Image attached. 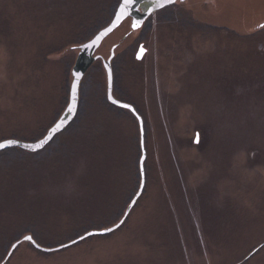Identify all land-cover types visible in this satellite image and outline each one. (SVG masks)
Segmentation results:
<instances>
[{
    "label": "rangeland",
    "instance_id": "obj_1",
    "mask_svg": "<svg viewBox=\"0 0 264 264\" xmlns=\"http://www.w3.org/2000/svg\"><path fill=\"white\" fill-rule=\"evenodd\" d=\"M119 1L0 0V141L57 122L80 45ZM186 7L141 32L128 18L95 54L119 45L116 95L146 128V186L124 225L51 252L24 241L7 259L31 233L56 248L114 226L139 190V123L106 103L99 59L74 125L38 154L0 158V264H264V0Z\"/></svg>",
    "mask_w": 264,
    "mask_h": 264
},
{
    "label": "water",
    "instance_id": "obj_2",
    "mask_svg": "<svg viewBox=\"0 0 264 264\" xmlns=\"http://www.w3.org/2000/svg\"><path fill=\"white\" fill-rule=\"evenodd\" d=\"M177 1H180V0H176V2ZM121 3H123V0L120 1L111 22L107 26H105L104 28L99 30L92 39H90L89 41L80 45V47H79L80 51H79L76 63L72 69L73 81L71 83V88H70L69 104H68L67 108L65 109V111L63 112V114L57 120V122L47 131V133L44 135L43 138H41L37 141H23V140H18L15 138H10V139H5V140L0 141V143H4L5 141H8V140L16 141V143L14 145L0 149V152L7 150L9 148H21L23 150L30 151V152H39V151L43 150L44 148H46L56 138V136L59 135L60 133H62L76 118L77 113H78V108H79L80 88H81L82 80L84 79V76L86 75V73L90 69V67L98 59L101 58L100 55H95V54H96L97 50L100 48L103 41L111 33H113L117 28H119L125 22V20H127L128 18L132 19V29L137 30L143 26L145 21L152 14L163 9V8L154 9L152 7V5L148 2V0H136V3L134 4L133 8L129 11V13L124 15L123 18L118 19L117 16L120 13V4ZM170 5H172V4H168V5H166V7H168ZM137 9H139V10L137 11ZM133 24H138V27L134 28ZM141 49H143V52H141ZM146 52H147V50L144 47V45H141L139 47V51L136 55V58L138 60H142L144 55L146 54ZM113 57H114V50H113V53L109 59H107V60L103 59L104 67H105V70L107 73V81H108V93H107L108 94V100L112 103V100L115 99L118 101V103H116V104L112 103V104L116 105L117 107L130 110V112L137 118L138 123H139V128H140V140H141L142 154H141V158L139 161V168H140V173H141V184H140V187H139L137 194L135 195V197L131 201L130 205L128 206L126 213L123 216V218L114 226L109 227V228L113 229V231H106V229H109V228L101 229V230H91V231H88L87 233L83 234L82 236H80V237H78V238H76V239H74V240H72V241H70L64 245H60L59 247H56V248L43 247L33 238L32 235H26V236L32 237V240L31 241L25 240V237H24L20 241L16 242L12 246V248H11V250L7 256V259L10 257V255L13 253V251L18 247V245L24 241L32 243L33 246L39 250H42L45 252H51V251L64 249L66 247L77 244V243L81 242L82 240H84L88 237H92V236H96V235L110 234L123 225V223L128 218L130 212L132 211V209L136 205L138 199L143 194L145 186H146L145 162L147 159V150H146V146H145L144 119H143L142 115L137 111V109L135 108L134 105H132L128 102L121 101L113 95V85H114V73H113V67H112ZM109 97H111V99ZM121 105H128L129 107L125 108V107H122ZM69 107L74 108V111L72 113L68 112ZM57 125H60V130L54 132V129L56 128ZM50 135L52 137L51 140H49L48 143L45 144L43 147H39V144L46 137H48ZM198 139H199V135L197 136L196 140L198 141ZM33 148H35V150H32ZM89 233H93V234L89 235ZM81 237H84V238L82 239Z\"/></svg>",
    "mask_w": 264,
    "mask_h": 264
},
{
    "label": "flooded vegetation",
    "instance_id": "obj_3",
    "mask_svg": "<svg viewBox=\"0 0 264 264\" xmlns=\"http://www.w3.org/2000/svg\"><path fill=\"white\" fill-rule=\"evenodd\" d=\"M189 1L190 0H180V1H177L176 3H174V4H172V5H170V6H168V7H165V8H163V9H161V10H159V11H157V12H155L154 14H152L149 18H148V20L144 23V25H143V27L148 23V22H150V23H152V19H153V21H155L156 19H158V21H160V22H165V21H170V20H174L175 19V21H180L181 20V16L183 15L182 14V12H186V5L189 3ZM119 3H120V1H119ZM118 3V4H119ZM118 4H117V6H118ZM117 8V7H116ZM132 20V19H131ZM155 22H157V20L155 21ZM264 25V24H263ZM143 27H141V28H139V29H137V30H133L132 29V31L131 32H141L142 31V29H143ZM141 45H143L142 43H140V45H139V47L141 46ZM119 48V45H117L116 46V48H115V50H114V48L112 49V52L110 53V57H111V55H112V53H113V50H114V57H113V59H112V67H113V73H114V85H113V95L117 98V99H119V100H121V98L120 97H118L119 95H116V84H115V76H116V68H115V66H117V64H115L116 62H117V60L120 58H118V56L121 54L117 49ZM135 54H136V50H135V52H134ZM134 53H133V55H134ZM97 54V53H96ZM137 55V54H136ZM101 59V58H100ZM99 60V59H98ZM97 60V61H98ZM102 61H103V59H101ZM96 61V62H97ZM95 62V63H96ZM95 63L93 64V65H95ZM93 65L90 67V69L87 71V73H86V75L84 76V79L86 78V76H87V74L89 73V71H91V69H92V67H93ZM103 65H104V63H103ZM84 79L82 80V83H83V81H84ZM82 85V84H81ZM107 93H108V81H107ZM106 99H107V101L110 103V104H112L109 100H108V94H106ZM128 103H130V104H132V105H134L135 106V108L139 111V109H138V107H137V105H135L134 103H131V102H128ZM112 105H114V104H112ZM116 106V105H115ZM117 107V106H116ZM118 108H120V107H118ZM120 109H122L124 112H129V113H131L130 112V110H128V109H124V108H120ZM140 112V111H139ZM132 114V113H131Z\"/></svg>",
    "mask_w": 264,
    "mask_h": 264
},
{
    "label": "snow or ice",
    "instance_id": "obj_4",
    "mask_svg": "<svg viewBox=\"0 0 264 264\" xmlns=\"http://www.w3.org/2000/svg\"><path fill=\"white\" fill-rule=\"evenodd\" d=\"M148 2L152 5V7L154 9H160V8H164L166 7V5L168 4H173L176 2V0H148ZM136 3V0H123V3L120 4V13L118 14L117 18L121 19L123 18L124 15L128 14L129 11L133 8L134 4ZM139 9H137L138 11ZM133 27H138V24H133ZM261 27H264V25H261ZM141 52H143V49H141ZM111 99V97H109ZM112 103L116 104L118 103L117 100L113 99ZM122 107H129L128 105H121ZM74 111L73 107H69L68 112L72 113ZM60 130V125H57L56 128L54 129L55 131H59ZM51 135L46 137L40 144L39 147H43L45 144L48 143L49 140H51ZM16 143V141L14 140H8L5 141L4 143H0V149L12 146ZM32 150H35V148H33ZM106 231H113V229L109 228L106 229ZM93 233H89V235H92ZM82 239L84 237H81ZM25 240L31 241L32 237L30 236H25Z\"/></svg>",
    "mask_w": 264,
    "mask_h": 264
},
{
    "label": "trees",
    "instance_id": "obj_5",
    "mask_svg": "<svg viewBox=\"0 0 264 264\" xmlns=\"http://www.w3.org/2000/svg\"><path fill=\"white\" fill-rule=\"evenodd\" d=\"M119 5V4H118ZM115 9H117L116 7H115ZM93 68H95V65H93V67H92V69ZM91 69V70H92ZM91 71H89V73H90ZM88 73V74H89ZM87 74V75H88ZM85 80V79H84ZM84 82V81H83ZM106 103L109 105V106H111L113 109L115 108V109H117V110H119V111H123L122 109H120V108H118V107H116L115 105H112V104H110L108 101H107V99H106ZM124 112V111H123ZM75 121H76V119H74V121L71 123V125L63 132V133H61L59 136H57L54 140H53V142L51 143V144H53L57 139H58V137H60L62 134H64L67 130H69L71 127H72V125H74V123H75ZM51 144H49L46 148H48L49 146H51ZM45 148V149H46ZM15 149H18V148H9V149H7V150H4V151H2V152H0V158L2 157V156H5V155H7L8 153H10L12 150H15ZM45 149H43L42 151H44ZM22 151H24V152H26V153H28V154H30V152H28V151H26V150H23L22 149ZM42 151H40V152H42ZM139 151H140V149H139ZM40 152H37V153H31V154H38V153H40ZM138 177H140V174H139V172H138ZM124 225V224H123ZM122 225V226H123ZM121 226V227H122ZM120 227V228H121ZM101 228H104V227H101ZM90 229H93V228H83V229H81L78 233H80L82 230L84 231V232H88V231H90ZM32 234V233H31ZM83 234H85V233H83ZM110 234H112V233H110ZM110 234H107V235H110ZM34 234H32V236H33ZM107 235H96V236H107ZM35 236V235H34ZM80 236V235H79ZM96 236H92V237H96ZM78 237V236H77ZM90 238V237H89ZM71 239V238H70ZM88 239V238H87ZM79 244V243H78Z\"/></svg>",
    "mask_w": 264,
    "mask_h": 264
}]
</instances>
